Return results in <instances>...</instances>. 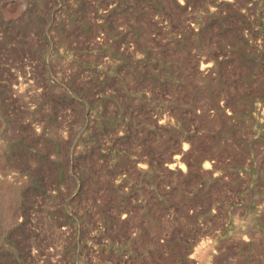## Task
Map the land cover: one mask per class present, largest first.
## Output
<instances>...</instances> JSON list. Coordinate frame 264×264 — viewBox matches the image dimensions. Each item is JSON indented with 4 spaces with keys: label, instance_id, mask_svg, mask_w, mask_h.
I'll return each instance as SVG.
<instances>
[{
    "label": "rangeland",
    "instance_id": "374dc122",
    "mask_svg": "<svg viewBox=\"0 0 264 264\" xmlns=\"http://www.w3.org/2000/svg\"><path fill=\"white\" fill-rule=\"evenodd\" d=\"M0 264H264V0H0Z\"/></svg>",
    "mask_w": 264,
    "mask_h": 264
}]
</instances>
